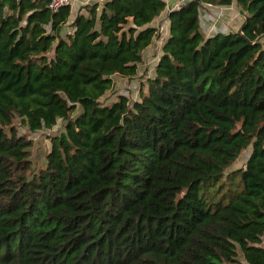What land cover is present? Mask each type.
I'll list each match as a JSON object with an SVG mask.
<instances>
[{"label": "trees", "instance_id": "trees-1", "mask_svg": "<svg viewBox=\"0 0 264 264\" xmlns=\"http://www.w3.org/2000/svg\"><path fill=\"white\" fill-rule=\"evenodd\" d=\"M50 1L0 0V264H264V0ZM205 2L240 28L206 35ZM165 10L147 88L104 102ZM59 119L37 166L21 126Z\"/></svg>", "mask_w": 264, "mask_h": 264}, {"label": "rangeland", "instance_id": "rangeland-1", "mask_svg": "<svg viewBox=\"0 0 264 264\" xmlns=\"http://www.w3.org/2000/svg\"><path fill=\"white\" fill-rule=\"evenodd\" d=\"M188 0H184L186 2ZM238 8L242 15H245L247 12L242 10L241 7L238 5ZM238 10V9H237ZM232 30H238L239 24L236 22L235 24H232ZM71 26L67 25L63 33L65 34L69 30H71ZM160 44L157 43L156 49L159 52ZM157 53V52H156ZM152 55L153 57L156 56ZM157 57H155L154 61L151 62L149 65H144L141 67L139 75L132 80H129L127 78H122L120 76H116L117 82L116 85L109 89L106 94L103 96L102 100L104 102H110L114 98L117 97V95L120 92L126 93L131 96V98H139L141 95V90L147 88V79L149 76L153 75L155 73V60ZM157 61V60H156ZM152 65V66H150ZM65 121L62 119H59V121L52 127H45L43 129L37 130V131H29L27 126H21V131L28 132L30 137L33 139V144L30 147L31 150V158L33 159L34 163L39 166L42 163H45L46 161V155L49 149L52 145V135H57L65 130L64 127ZM250 147L246 148L241 155L236 159V161L228 168V170L243 166L250 154ZM227 264H249L247 260L244 257V254L239 248V255H238V261L235 263H227Z\"/></svg>", "mask_w": 264, "mask_h": 264}, {"label": "crops", "instance_id": "crops-1", "mask_svg": "<svg viewBox=\"0 0 264 264\" xmlns=\"http://www.w3.org/2000/svg\"><path fill=\"white\" fill-rule=\"evenodd\" d=\"M103 2L104 0H69V4L71 5V14H70V21L73 20L76 13L79 11L82 5L90 2ZM167 8L173 6H179L184 0H166ZM205 7L202 9V13L200 16V26L201 29L206 35L213 34L218 31L227 32L232 30V24L238 22L239 28L244 21L245 15H242L237 2L232 3L231 5H216V4H209V2H205ZM238 9V10H237ZM167 10V9H166ZM163 11V13L158 16L153 24L161 25L162 35L154 41L152 45L147 47L143 52V62L140 64V69L144 65L151 64L154 61L155 57L158 61L162 50L163 45L169 36L170 32V21L167 18V11ZM160 44L159 48L160 51L158 52L156 49V45ZM157 52V53H156ZM156 56H152L155 55ZM155 60V64L157 61ZM152 66V65H150Z\"/></svg>", "mask_w": 264, "mask_h": 264}, {"label": "built area", "instance_id": "built-area-1", "mask_svg": "<svg viewBox=\"0 0 264 264\" xmlns=\"http://www.w3.org/2000/svg\"><path fill=\"white\" fill-rule=\"evenodd\" d=\"M69 0H51L50 1V7L53 9V10H57L58 8H60L62 5L68 3ZM209 4H211V2H209ZM213 4V3H212Z\"/></svg>", "mask_w": 264, "mask_h": 264}]
</instances>
